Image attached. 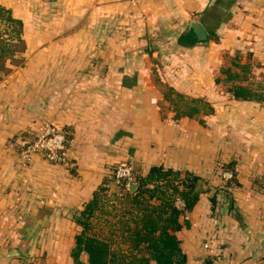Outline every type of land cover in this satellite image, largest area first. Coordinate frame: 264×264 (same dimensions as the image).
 Listing matches in <instances>:
<instances>
[{
	"label": "crops",
	"instance_id": "0c3cea01",
	"mask_svg": "<svg viewBox=\"0 0 264 264\" xmlns=\"http://www.w3.org/2000/svg\"><path fill=\"white\" fill-rule=\"evenodd\" d=\"M0 6L22 23L9 44L0 37V264H76L75 217L102 189L107 211L119 212L111 204L126 191L113 172L124 162L138 176L162 166L202 179L177 232L188 264H264V101L236 99L216 81L238 57L251 67L244 83L264 86V0ZM192 21L207 29L206 39ZM169 87L214 112L177 118ZM36 97L44 112L31 109ZM46 121L70 140L66 161L36 154L24 166L21 142ZM229 165L236 180L216 215L212 189L232 179L221 177ZM112 215L94 216L103 236L119 219Z\"/></svg>",
	"mask_w": 264,
	"mask_h": 264
},
{
	"label": "trees",
	"instance_id": "16d2710c",
	"mask_svg": "<svg viewBox=\"0 0 264 264\" xmlns=\"http://www.w3.org/2000/svg\"><path fill=\"white\" fill-rule=\"evenodd\" d=\"M21 25V21L14 19L5 8L0 6V37L4 38L3 34L8 33L9 36L4 38L6 45L15 36L13 32L19 34ZM194 42H197L195 38ZM4 52L5 48L1 46L0 58L4 56ZM250 72V65L242 64L240 59L235 57L230 65L221 68L216 81L229 84L228 91L236 99L264 101L262 84L254 87L251 83H244L250 78ZM164 95L170 100V108L175 111L177 118L187 116L200 119V115L214 112L209 102L186 97L172 87L167 88ZM224 170L234 173L231 165L225 166ZM235 180L234 173L233 178L226 185L213 187L211 199L213 214L217 215L220 207L222 198L219 197L229 194V187ZM201 181L200 177L191 173L182 177L178 171L162 166L152 167L145 177L135 175L138 186L134 191L129 190L116 197L111 204L113 210H119L115 213L105 208L107 205L102 198L104 197V189H102L101 193H97L75 217L76 222L82 227L72 250L75 263L151 264L155 261L156 264H188L187 256L177 236V232L182 227L180 217L183 212L177 208L175 201L181 198L185 202L187 211H191L203 193V188L199 185ZM121 191H124L123 187ZM96 212L102 214L101 218L112 214L115 218L119 216L116 224L111 225L115 228L110 229L108 236H103L95 230ZM83 253L88 255L87 261L82 259Z\"/></svg>",
	"mask_w": 264,
	"mask_h": 264
},
{
	"label": "built area",
	"instance_id": "2783aa9c",
	"mask_svg": "<svg viewBox=\"0 0 264 264\" xmlns=\"http://www.w3.org/2000/svg\"><path fill=\"white\" fill-rule=\"evenodd\" d=\"M70 140L66 134L61 131L54 123L46 121L40 127L39 131L33 139L25 138L21 142V158L24 166L29 165L34 155H44L52 162L66 161V155L69 148ZM136 170L133 164L124 162L116 166L113 172V180L120 188L123 187L125 191L131 189L135 182ZM224 180L233 178V173L229 170H224L221 176ZM177 208L187 213L185 202L181 198L175 201ZM206 249L210 248L209 243H205Z\"/></svg>",
	"mask_w": 264,
	"mask_h": 264
},
{
	"label": "water",
	"instance_id": "95a60500",
	"mask_svg": "<svg viewBox=\"0 0 264 264\" xmlns=\"http://www.w3.org/2000/svg\"><path fill=\"white\" fill-rule=\"evenodd\" d=\"M191 28H193L194 32L197 34L199 39L203 40L207 38V35H208L207 29L200 22L192 21ZM44 107L45 105L43 101L39 97H36L34 103L31 106V109L39 111V112H44ZM136 186L137 185L135 183L132 184L131 189L134 190Z\"/></svg>",
	"mask_w": 264,
	"mask_h": 264
},
{
	"label": "rangeland",
	"instance_id": "374dc122",
	"mask_svg": "<svg viewBox=\"0 0 264 264\" xmlns=\"http://www.w3.org/2000/svg\"><path fill=\"white\" fill-rule=\"evenodd\" d=\"M4 28H5V27H4ZM8 36H9V35H7V33H4V34H3V37H4V38H7ZM155 79H156V77H155Z\"/></svg>",
	"mask_w": 264,
	"mask_h": 264
}]
</instances>
